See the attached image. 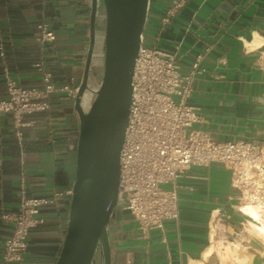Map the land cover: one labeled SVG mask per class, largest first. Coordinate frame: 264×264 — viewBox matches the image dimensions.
I'll list each match as a JSON object with an SVG mask.
<instances>
[{
    "label": "crops",
    "instance_id": "obj_1",
    "mask_svg": "<svg viewBox=\"0 0 264 264\" xmlns=\"http://www.w3.org/2000/svg\"><path fill=\"white\" fill-rule=\"evenodd\" d=\"M167 10L172 14L162 23ZM89 16L88 0H0V97L5 72L23 87L41 88L34 68L39 61L55 88L50 109L23 114L22 125L0 116V261L21 180L28 195L55 198L38 212L43 222L30 230L23 264H55L60 253L79 131L74 95L60 89H77L81 81ZM38 23L54 32L53 42L38 40ZM146 33L149 45L175 55L182 73L198 61L186 101L198 113L195 128L217 141L250 140L264 147V0H149ZM170 187L179 216L165 223L167 242L122 212L119 225L110 224L112 264H264V240L236 211L222 164L186 167Z\"/></svg>",
    "mask_w": 264,
    "mask_h": 264
},
{
    "label": "built area",
    "instance_id": "obj_2",
    "mask_svg": "<svg viewBox=\"0 0 264 264\" xmlns=\"http://www.w3.org/2000/svg\"><path fill=\"white\" fill-rule=\"evenodd\" d=\"M171 14L167 10L161 22L167 23ZM36 28L40 42L55 40L46 23H38ZM145 36L146 22L134 61L128 124L120 152L122 212L128 213L140 230L159 231L160 241L166 243L165 223L177 221L179 216L177 193L170 187L177 174L191 165L219 163L229 172L236 211L247 223L249 217L241 207L250 204L257 213L252 222L264 227V147L250 140L217 141L195 128L198 113L186 101L198 61L182 73L175 55L144 44ZM0 57L4 58L1 44ZM261 66L264 71V55ZM34 68L41 74V88L23 87L5 72L0 116L11 115L18 126L22 125L23 114L47 111L51 106L50 95L55 91L51 74L44 70L41 61L34 63ZM60 90L74 96L76 93V89L68 87ZM16 135L20 137L19 130ZM54 200V196L28 195L21 180L18 208L10 217L13 226L4 240L0 264L24 263L30 230L43 222L38 212Z\"/></svg>",
    "mask_w": 264,
    "mask_h": 264
},
{
    "label": "water",
    "instance_id": "obj_3",
    "mask_svg": "<svg viewBox=\"0 0 264 264\" xmlns=\"http://www.w3.org/2000/svg\"><path fill=\"white\" fill-rule=\"evenodd\" d=\"M148 3L88 0L89 42L73 104L79 125L75 172L66 231L55 264H112L110 222L118 226L122 215L120 152ZM97 24L103 25L101 31Z\"/></svg>",
    "mask_w": 264,
    "mask_h": 264
},
{
    "label": "bare ground",
    "instance_id": "obj_4",
    "mask_svg": "<svg viewBox=\"0 0 264 264\" xmlns=\"http://www.w3.org/2000/svg\"><path fill=\"white\" fill-rule=\"evenodd\" d=\"M241 210L244 214L248 215V219H247V226L249 227V230L255 234H257L258 236L263 237L264 236V227L263 226H259L256 225L252 222V218H256L257 217V213L254 209V207H252L250 204H246L244 206L241 207Z\"/></svg>",
    "mask_w": 264,
    "mask_h": 264
},
{
    "label": "rangeland",
    "instance_id": "obj_5",
    "mask_svg": "<svg viewBox=\"0 0 264 264\" xmlns=\"http://www.w3.org/2000/svg\"><path fill=\"white\" fill-rule=\"evenodd\" d=\"M147 34V33H146ZM148 35V34H147ZM148 36H145V38L143 39V43L144 44H148ZM163 187L164 188H168L169 187V185H163ZM249 228V227H248ZM255 234V233H254ZM255 235H257V234H255ZM258 236V235H257ZM261 237V236H260ZM262 239L264 240V236L262 237Z\"/></svg>",
    "mask_w": 264,
    "mask_h": 264
},
{
    "label": "flooded vegetation",
    "instance_id": "obj_6",
    "mask_svg": "<svg viewBox=\"0 0 264 264\" xmlns=\"http://www.w3.org/2000/svg\"><path fill=\"white\" fill-rule=\"evenodd\" d=\"M112 222H110V224H111Z\"/></svg>",
    "mask_w": 264,
    "mask_h": 264
}]
</instances>
